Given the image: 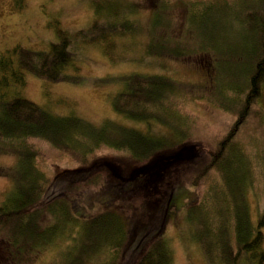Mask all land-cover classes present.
Here are the masks:
<instances>
[{
    "label": "trees",
    "instance_id": "16d2710c",
    "mask_svg": "<svg viewBox=\"0 0 264 264\" xmlns=\"http://www.w3.org/2000/svg\"><path fill=\"white\" fill-rule=\"evenodd\" d=\"M87 1L92 13L89 21L73 30L54 22L55 38L49 41L47 49L16 44L0 52V154L16 156L14 167L0 169V174L14 179L11 194L0 204V264H18L27 252L37 254L56 240L69 241L77 231L82 236L84 233V242L88 244L68 264H84L96 252L103 253L105 259L101 264H169L171 248L163 232L179 207L174 192L185 181L198 186L202 179L228 170L230 155L237 148L247 160L244 144L243 149L237 147L233 137L244 124L264 83V0L256 6L239 4L241 0L214 3L233 10L234 19L240 15V24H247L253 34L252 46L244 54L242 84L228 86L232 88L234 104H223L225 109L235 110L236 119L227 135L207 150L199 143L184 140L175 143L173 133L166 132L170 138L154 129L155 125L151 126L186 118L170 103L186 92L185 85L159 73L132 70L107 77L117 85L110 93L111 109L119 116L146 125L144 128L109 119L94 124L73 113H54L47 105L19 92L25 85L26 74L51 83L76 79L67 70L76 69L74 63L84 58V50L89 46L99 47L115 63L120 58L115 53L122 45L120 41L145 31L135 18L136 5L131 1ZM144 1L151 12L154 10L146 30L147 54L167 56L191 65L190 58L203 52L198 50L201 48L198 39L190 32L193 15L205 10L198 4H213L208 0ZM180 3L185 7L182 24L173 30L170 11ZM16 5L18 10L21 0H16ZM177 28L192 42L174 39ZM208 44L202 47L214 46ZM218 75L217 69L208 74L212 80ZM219 94L227 96L224 90ZM32 139L43 140L59 152H68V156L69 152L78 155L72 160L73 165L47 174L36 158ZM104 150L116 151L118 157L100 156L92 160ZM202 151L206 152L205 156L201 155ZM185 164L191 167L183 171ZM260 171L264 177V166ZM244 179L246 188L235 185L237 192L230 198L233 213L222 239L218 238L221 239L217 242L219 258H214L210 250V245L216 243L210 244L201 237L205 256L212 264H240L241 259L249 264H264L261 247L264 204L251 219L246 201L249 187L246 170ZM154 189L160 195L149 194ZM200 206L203 204L194 205L199 212Z\"/></svg>",
    "mask_w": 264,
    "mask_h": 264
},
{
    "label": "rangeland",
    "instance_id": "374dc122",
    "mask_svg": "<svg viewBox=\"0 0 264 264\" xmlns=\"http://www.w3.org/2000/svg\"><path fill=\"white\" fill-rule=\"evenodd\" d=\"M128 1L136 5L135 18L145 31H141L135 38L127 37L120 41L122 45L115 51L116 56L120 57L117 62H111L99 47L89 46L84 50V58L74 63L76 69L67 70L76 76V79L51 83L26 74L25 85L19 92L38 104L47 105L54 113L63 115L73 113L94 124H101L102 121L109 119L122 125L144 128L146 125L119 116L111 109L110 93L117 85L111 83L107 77L132 70L159 73L185 85L186 92L170 103L186 118L163 123L164 126L153 124L152 121L151 126L155 125L154 129L165 136H170L166 133L168 131L173 133L175 143L184 140L187 143H199L205 150L213 148L227 135L230 124L236 119L235 110L225 109L223 104L228 106L234 104L232 88L229 87L242 84L241 72L246 67L244 54L252 46V31L247 24H240L242 19L240 15L234 19L236 13L233 10H227L228 7L225 5L215 6L214 3L218 0H208L213 6L198 4L205 7L206 11L201 8L203 13L193 15L194 23L191 24L190 32L198 39V46H201L198 50L203 52L201 56L195 55L190 58L189 62L192 64L189 67L186 63L183 64L171 57L147 54L146 30L151 13L152 18L154 17V10L151 12L149 4L144 0ZM21 2L22 6L16 10V0H0V52L16 44L45 50L49 41L55 38L52 30L54 22L59 21L62 27L73 30L88 22L92 14L87 0H21ZM260 2L261 0H241L238 3L256 6ZM183 4L174 5L170 11L172 14L170 26L173 30L182 24L181 15L185 12ZM150 29L149 27V31ZM177 30L178 32L173 35L174 39L192 42L190 37L184 38L185 35L178 28ZM208 43L214 46L202 47L209 45ZM213 62H216L214 67ZM71 67L73 68V65ZM215 68L219 75L212 80L208 74L216 72ZM222 89L227 92L226 98L219 94ZM166 138L170 140L171 136ZM233 141L241 149L244 144L248 152L247 160L245 156L241 157L242 151L237 148V151L230 155L228 170L225 169V172L222 170L220 175L212 178L208 176L202 179L198 186L185 181L184 186L174 192L179 207L165 225L163 232L171 248L172 260L169 264H212L205 256V249L200 243L201 237L205 242L216 243L210 245V250L214 258H219L220 244L217 242L221 241L227 220H230L233 213L230 198L237 192L235 185L239 184L240 189L247 186L244 179L245 170L249 173L246 201L251 219L255 217L258 207L263 206L264 177L260 169L264 166V83L260 96L253 103L249 115L233 137ZM31 142L37 152L36 158L42 168L48 171L47 174L59 172L73 165L72 160L78 155L69 152L68 156V152H59L58 148L40 139H32ZM201 155L205 156L206 152L202 151ZM100 156L117 158L118 153L104 150L94 155L92 160L95 157L97 160L101 158ZM15 165L16 156L0 154L2 171ZM190 167L185 164L183 171ZM12 178L11 175L0 174V204L13 190ZM161 185L162 183L159 186ZM149 194L160 195V191L154 189ZM200 203L203 206H200L199 212L194 205ZM74 229L78 230L79 227ZM261 230L263 233L261 247L264 249V226ZM84 238V233L82 236L81 232H73L69 241L59 239L43 247L37 254L27 252L26 258H22L18 264H68L73 256L79 255L86 248L88 243L84 242ZM104 259L103 253L96 252L85 259L84 264H101ZM240 264L249 262L241 259Z\"/></svg>",
    "mask_w": 264,
    "mask_h": 264
}]
</instances>
